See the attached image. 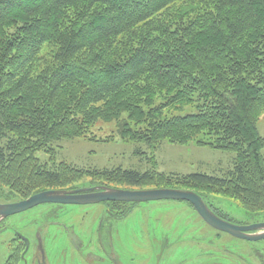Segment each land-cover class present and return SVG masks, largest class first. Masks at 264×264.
<instances>
[{"label": "trees", "instance_id": "1", "mask_svg": "<svg viewBox=\"0 0 264 264\" xmlns=\"http://www.w3.org/2000/svg\"><path fill=\"white\" fill-rule=\"evenodd\" d=\"M190 105L195 114L162 117L165 108ZM263 112L264 0H0V203L87 175L190 190L225 220L207 195L264 215ZM99 120L115 121L122 139L147 147L195 142L229 151L232 169L220 177L85 170L38 158ZM103 205L95 239L109 251L112 226L136 204ZM12 244L4 264H21L23 248Z\"/></svg>", "mask_w": 264, "mask_h": 264}, {"label": "rangeland", "instance_id": "2", "mask_svg": "<svg viewBox=\"0 0 264 264\" xmlns=\"http://www.w3.org/2000/svg\"><path fill=\"white\" fill-rule=\"evenodd\" d=\"M161 102L158 97L154 105ZM196 112V107L191 105L165 108L162 117L185 116ZM126 117V114L122 116ZM130 124L134 130L144 127L142 124ZM257 129L264 137V112L259 117ZM205 139L207 137H199V140ZM50 149V152L37 153L41 162L47 166L66 163L85 170L122 168L144 172L150 169L164 174L202 173L218 177L232 169L234 157L229 151L199 146L195 142L177 145L163 141L155 147L136 144L118 135L115 121L101 120L84 137L53 143ZM139 150L142 152L140 155L137 154ZM101 186L118 189L152 188L129 187L86 175L71 183L65 190ZM207 201L233 224L250 225L260 223L264 218L263 214H247L236 199L221 194H209ZM187 206L184 202L170 200L136 204L123 220L112 226L111 238L109 237L110 252L106 248L103 250L115 258L116 264H158L156 255L159 253V242L152 240V235L159 237L174 226L179 233L177 243L165 252L160 264H194L196 260H201L195 259L199 256L196 253L200 249L198 246L205 247L206 244L211 250L213 262L221 254H230L227 250L233 249L235 261L238 259L237 254L243 252L245 259H240L243 264H264V240L247 244L233 242L225 236L215 238V232L205 226ZM105 210L103 203L87 206L65 205L55 209L52 206H39L7 217L0 223V264H4L8 258L12 241L13 246L16 243L14 238L21 235L32 240L36 230H40L44 237L48 264H112L100 253L102 247L95 239L98 225L105 218ZM68 235L72 236L73 242H69ZM192 241H198V246H194ZM201 257L205 259V256Z\"/></svg>", "mask_w": 264, "mask_h": 264}, {"label": "water", "instance_id": "3", "mask_svg": "<svg viewBox=\"0 0 264 264\" xmlns=\"http://www.w3.org/2000/svg\"><path fill=\"white\" fill-rule=\"evenodd\" d=\"M164 200L190 204L205 224L233 238L246 242L264 240V222L250 225L233 224L213 213L197 193L174 188L118 189L93 187L72 190H46L18 202L0 203V222L9 216L49 204L87 206L107 202L139 204ZM20 239L26 246L28 245L26 238L20 236Z\"/></svg>", "mask_w": 264, "mask_h": 264}, {"label": "flooded vegetation", "instance_id": "4", "mask_svg": "<svg viewBox=\"0 0 264 264\" xmlns=\"http://www.w3.org/2000/svg\"><path fill=\"white\" fill-rule=\"evenodd\" d=\"M101 187H103V186H101ZM84 188H93V187L71 188V189H67V190L84 189ZM62 190H65V189H62ZM186 204L188 205L187 207L192 211V213H194L195 215H197V213L195 212V210L193 209V207L190 204H188V203H186ZM42 206H52V208L55 209V208H61L62 206H65V205L49 204V205H42ZM218 211H220V210H218ZM105 212H106V210H105ZM198 218L200 219L199 216H198ZM200 221L205 226H207L209 229H211L212 231L215 232V234H214L215 238H220V237H224L225 236V237L231 238L233 242L240 243L239 241H241V242L247 243V244L248 243H251V244L254 243V244H256V242H246V241H243V240H240V239L233 238V237H231V236H229V235H227L225 233H221L219 231L214 230L213 228H211L207 224H205L201 219H200ZM261 222H264V218L261 219ZM245 225H247V224H245ZM192 235L194 237L195 233L193 232ZM20 236L14 238L16 240V243H15L14 246H16V247L19 246V247L23 248V250L20 253V261H21V264H48L47 263V256H46V252H45V248H44V237H43L42 233L40 232V230H36V233L33 235V239L32 240H29V239L26 238L28 240V245L27 246L20 239ZM152 236H153L152 240L155 239V240H158V242H159V250H160V252L158 253V256L156 257V262L158 264H160V261L162 260L165 252L168 249L172 248V246L177 243L176 239L179 237L178 229L175 228L174 226H171L168 231L162 233L161 235H159V237L158 236H155V235H152ZM22 237H24V236H22ZM109 237L111 238V234L110 233H109ZM68 238H69V242L70 243L73 242V239H72V236L71 235H68ZM171 238H174V239L171 240ZM202 240H207V239H202ZM210 241L211 240H209V242ZM110 244L111 243H110V240H109V247H110ZM192 244L194 246H196V245L198 246V241H192ZM198 247L200 249L197 250L196 253H198L199 256H196L195 259H201V260L200 261H197L196 260V262L194 264H213V263H215V264H243V262H241L240 259H242V258L245 259V257H244L245 254L242 252V254H240V253L237 254V258L239 260L237 259L235 261L233 259L234 258L235 251L232 249V250H227V252H229L231 255L230 254H221V256H219L215 260L216 262H213V259L214 258L212 256L211 250H209V248L207 247V244L205 245V247H201V246H198ZM209 247H210V245H209ZM103 249L104 248L101 249V252L100 253H103L106 256V257L104 256L105 259L106 260H109V262L112 263V264H116L115 258L113 259L111 256L107 255L106 254V251H104ZM194 249H196V248H194ZM242 255H244V256H242ZM201 256H205V259L203 257H201ZM244 259H242V260H244Z\"/></svg>", "mask_w": 264, "mask_h": 264}, {"label": "crops", "instance_id": "5", "mask_svg": "<svg viewBox=\"0 0 264 264\" xmlns=\"http://www.w3.org/2000/svg\"><path fill=\"white\" fill-rule=\"evenodd\" d=\"M262 155H263V151H262ZM263 158H264V155H263Z\"/></svg>", "mask_w": 264, "mask_h": 264}]
</instances>
